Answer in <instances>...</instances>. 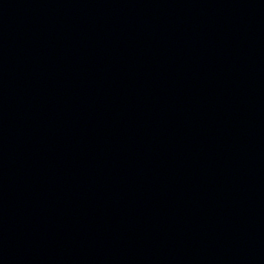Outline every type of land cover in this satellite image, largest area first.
Here are the masks:
<instances>
[{"label": "water", "instance_id": "95a60500", "mask_svg": "<svg viewBox=\"0 0 264 264\" xmlns=\"http://www.w3.org/2000/svg\"><path fill=\"white\" fill-rule=\"evenodd\" d=\"M0 264H264V0H0Z\"/></svg>", "mask_w": 264, "mask_h": 264}]
</instances>
